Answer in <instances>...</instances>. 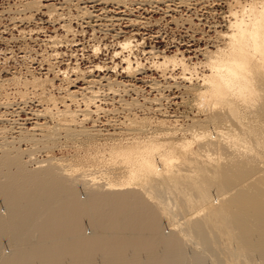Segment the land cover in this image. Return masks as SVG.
<instances>
[{
    "label": "bare ground",
    "instance_id": "obj_1",
    "mask_svg": "<svg viewBox=\"0 0 264 264\" xmlns=\"http://www.w3.org/2000/svg\"><path fill=\"white\" fill-rule=\"evenodd\" d=\"M88 2L107 12L101 24L118 22L96 25L113 33L118 64L91 62L107 69L70 80L55 66L70 45L50 47L47 36L45 73L0 78V264H264V0L228 1L229 31L218 34L227 46L201 52L200 64L155 48L137 55L147 23L133 19L146 8L191 11L198 0ZM149 68L168 80L149 82L152 98L112 77ZM181 88L193 117L167 111L166 90ZM108 127L132 140L102 150ZM67 147L88 150L92 164L67 168L53 156Z\"/></svg>",
    "mask_w": 264,
    "mask_h": 264
},
{
    "label": "rangeland",
    "instance_id": "obj_2",
    "mask_svg": "<svg viewBox=\"0 0 264 264\" xmlns=\"http://www.w3.org/2000/svg\"><path fill=\"white\" fill-rule=\"evenodd\" d=\"M88 1H91V0H85V4L88 7L93 8V10L97 14H99V12L102 9V6L96 5L92 7L93 4L89 3ZM218 1L219 0H216V2ZM228 1L230 2V0H227V2ZM10 2L14 3V0H10ZM47 2L48 0H45V3ZM7 6L8 5L6 3V0H0V11H2L3 8ZM83 6L85 5L82 4L81 7ZM214 6H215L214 3H208L207 0H200V1L198 0V6L196 4L195 6L192 7L194 8V10L192 9L191 11H187L185 8H181L179 12L175 13L174 15H169V16L166 15L162 11L163 9L156 10V9L146 8L143 10L135 11L133 13V19L142 18V20L146 21L147 23L145 29L141 30L140 35L138 36V39L144 43L142 47H145V48H140L139 49L140 53L139 52L137 53L136 51L135 53L141 56L140 54H142L141 53L142 50H147V49L150 50L152 48H155L157 51L159 52L162 51L161 53H166L169 56H173L176 53L183 54L184 57L185 58L187 57L186 59L191 62L192 57L188 56L187 53L192 51V44H199L201 39H205L206 41L209 40L210 38L207 36V33L210 30H212L214 27H216V19L213 16L217 15V13H214L213 12L214 9L211 8ZM109 8H110L109 10H111V7ZM15 13L16 12L9 13V14H6L4 17H0V32L3 33V41H4V42H0V49H3L5 51V56L0 57V60L6 59L7 56H11L13 55V53H15V55L12 57L13 60H10L9 63L5 61L3 65H0V71H4V76L0 77L3 80L10 79V77L11 78L14 77L16 73L17 74L15 76L20 77L22 80H26L28 76L31 77L32 73L37 74L36 76H39V75H42V73H45V70L43 69H46L47 66L39 67L40 64L38 62V60L40 59V56L44 54V49H45L42 45V41L47 36L55 35L57 33L59 34L61 32L60 30L58 32L56 31V29H59L57 25L53 26L50 23H44L41 26L48 29L47 34L41 33V32H33L31 37L21 38L19 35L21 31H28L30 29H34L36 27V24L33 23L29 25L27 23L20 24V22H18L17 24H19V28H17L15 26L16 24H13L11 22ZM221 15L223 14L221 13ZM40 19L41 17L38 16L37 20H40ZM43 19L46 21L47 17L45 16L43 17ZM224 19L225 20L229 19V15H224ZM127 24L128 23L124 22L118 28H121L125 32L127 37H130L132 36L131 34L133 33V30H132V27H128ZM92 25H97V23L96 22H92V24L86 23L84 28H80L78 24H75V23L73 24V27L77 28V31L85 32L87 34L76 36L75 42L76 41L77 42L75 46L74 44L70 46H63V48L60 49L61 58L58 59L59 64H56L55 66H59L60 69L66 70V68H69V66L71 65L76 66V64H79L82 70H86L92 65L91 62L99 63V64H107L110 66L113 63L118 64L119 61L117 60L115 62H112V57H111L112 56V46L114 45L113 43L114 39L112 38L113 33L112 35H108L107 37L96 33V39L93 40L92 39V32H93ZM6 29H9V31L5 32ZM96 29H97V26L95 30ZM12 36H16L17 39L15 41H12L11 43H7V41L11 40ZM99 44H100V47L102 48V52H101L102 54L100 53L99 55H95L96 57L93 55L94 57H92L91 51L93 47ZM83 47H84V50H83ZM205 50H208V49L206 48L205 49H201V48L195 49L197 55H199L201 52ZM26 51H29V52H26ZM25 55H27V58L25 57ZM90 55L91 57H89ZM87 57L89 58L87 59ZM31 60L33 61L30 62ZM200 63H204V61L202 62L200 61ZM200 63L198 62L197 64H200ZM37 64H39V66ZM144 64L147 68L148 66H150V62L149 64L144 62ZM198 67H197L198 74H202L203 72L202 69H204L205 71V68H203L202 65H199ZM40 68L41 69L43 68V69L40 70ZM106 74H108V72L102 73V76ZM23 75L26 77V79L24 78ZM108 75L110 76L112 75V73L111 74L109 73ZM30 77L28 78L30 79ZM112 77H115L116 79L130 81V85H135L136 87L140 88L143 91L144 97L147 96L148 98H152L155 95L154 92L151 93L150 88L148 87L150 81H156L159 84H164V85L168 84L167 83L168 80L166 81L162 80V78H160L157 75V73L152 72L151 68H149L146 74L136 75L134 76V78H131V79L125 76H115L114 74L112 75ZM195 82H196L195 86H198L199 83L197 82L199 81H195ZM56 85H59V82H56ZM174 93L176 94L174 95ZM165 94L167 95L168 102H169V103H166L167 111L170 112L169 115L177 116V117H180V116L193 117L194 115L197 114V110L193 106V99L191 98L190 100L186 97L187 91L185 89L183 88H181L180 90L179 89H176V90L169 89V90H166ZM22 118L23 119L26 118V115H23ZM89 127H91V125H88V128ZM116 128L118 129V127H115L112 129L110 127L107 128V130L109 129V133L111 134V136H109L108 140H103L105 143L103 141L101 142L103 143L102 145H104V148H102V150L105 149L106 147L108 148L112 145H115L116 142H117L116 144H123V143H127L128 141L132 140V139L126 140L128 138L124 134L117 135L119 132L118 130H116ZM111 131L112 132L115 131L114 134ZM68 144L69 143L66 142L64 145H68ZM88 152H89L88 150L86 151L84 149L73 150L67 147V149H64L62 151H58V150L55 151L53 156L54 157L57 156L56 158L60 159L62 163L65 162L64 165L66 164V162H68L65 165L67 166V168H71L73 165L71 169H73L74 172L75 171L79 172L82 169L88 168L90 164H92L90 159L87 157ZM69 162H70V167H68ZM82 165H83V168L81 167ZM86 231L87 233H89L90 229L86 228L85 232ZM6 251L8 252L9 250L6 249Z\"/></svg>",
    "mask_w": 264,
    "mask_h": 264
},
{
    "label": "clouds",
    "instance_id": "obj_3",
    "mask_svg": "<svg viewBox=\"0 0 264 264\" xmlns=\"http://www.w3.org/2000/svg\"><path fill=\"white\" fill-rule=\"evenodd\" d=\"M108 2H114L117 4L125 3V0H108ZM208 3H214L215 6L211 7L214 9V13L217 15L213 16L216 19V27L210 30L207 33V36L210 38L209 40L201 39L199 44H192V51L188 52L187 55L192 57L191 64L198 63L200 61H206L208 57H206L203 53L197 55L195 49H208L210 53H216L219 49L225 48L227 46V40L223 35H218V33L223 34L229 31V20L224 19V15H230V4L227 0H207ZM241 2H245V0H241ZM7 7H4L2 11H0V17H4L6 14L16 12L15 16L12 18V23L16 24V21H19L20 24L27 23L29 25L36 24L34 29H30L28 31H21L19 33L21 38L31 37L33 32H41L47 34L48 29L41 26L44 23H50L51 25L59 24L61 28L64 29L66 35L60 36H48L47 40L44 41L45 44H48L49 41H53L50 47L56 48L59 47L63 42L67 41L68 45H71L75 41L76 36L86 35L87 33L77 31V28L73 27V24H78L80 28H84L86 23L91 24V20L88 18L95 17L96 23L100 25V28L107 29L109 27H116L118 22H114L113 19H108L107 23L101 24L100 21L107 16V12L101 10L99 14H97L92 8L88 7L85 4V0H48L45 3V0H14L10 2V0H6ZM231 3L235 5L236 0H231ZM84 4L85 6L81 7ZM221 13L223 15H221ZM41 17L40 20H37V17ZM47 17L45 21L43 17ZM64 23H61V22ZM16 27L19 28V24H16ZM92 39H96V25H92ZM9 31L6 29L5 32ZM58 32L59 29H56ZM72 36L73 40L69 41L68 36ZM17 39L16 36H12L10 41L7 43H11ZM0 42L3 41V33L0 32ZM54 45L56 47H54ZM11 51V50H9ZM93 53L99 55L102 52V48L100 46H94L92 49ZM15 55L7 56L6 59L0 60V65H3L5 61L9 63L10 60H13L12 57ZM76 55V54H75ZM73 55V56H75ZM5 56V51L0 49V57ZM27 57V56H25ZM107 69V65H100L99 68H89L86 71L82 70L79 64H76L75 67L69 66L68 71L65 75L72 79L74 74H79L77 77H85L86 75L95 72L96 70ZM59 71V70H56ZM4 76V71H0V77ZM80 80L77 79L76 83ZM70 82V81H69ZM75 85H72L74 88ZM176 93H174L175 95Z\"/></svg>",
    "mask_w": 264,
    "mask_h": 264
}]
</instances>
